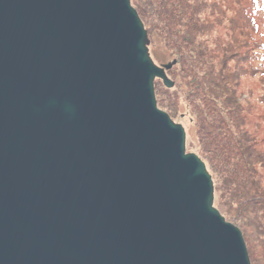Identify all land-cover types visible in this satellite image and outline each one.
<instances>
[{"label":"water","instance_id":"water-1","mask_svg":"<svg viewBox=\"0 0 264 264\" xmlns=\"http://www.w3.org/2000/svg\"><path fill=\"white\" fill-rule=\"evenodd\" d=\"M131 0H0V264H251Z\"/></svg>","mask_w":264,"mask_h":264},{"label":"trees","instance_id":"trees-1","mask_svg":"<svg viewBox=\"0 0 264 264\" xmlns=\"http://www.w3.org/2000/svg\"><path fill=\"white\" fill-rule=\"evenodd\" d=\"M131 3L151 50L176 60L166 70L173 87L154 80L158 106L172 119L186 114V146L212 177L213 205L241 229L251 264H264V140L261 123H250L248 97L255 91L242 90L243 81L256 78L264 110V34L256 35L264 0Z\"/></svg>","mask_w":264,"mask_h":264},{"label":"rangeland","instance_id":"rangeland-1","mask_svg":"<svg viewBox=\"0 0 264 264\" xmlns=\"http://www.w3.org/2000/svg\"><path fill=\"white\" fill-rule=\"evenodd\" d=\"M263 19L264 18H259V22L262 21ZM260 25L262 26V28L260 30L258 28V33L256 34L259 38L263 37V34H264V24H262L260 22ZM253 36H255V34ZM148 49H149L150 56H151V58L153 59V61L155 62L156 65L162 66V65L167 64V63H169L171 61V60H169V56L167 54H165V52H163L162 49H157L155 51H153V49L151 50V43H149V40H148ZM245 89L246 90L253 89L255 91L254 92L255 93V97L253 99L248 97V99H250V106L248 107V111H249V115H250V121H251L250 123L252 124V123H256L257 122L258 125L261 123V127L258 128L259 136L264 140V124L262 123L263 122V117H264V110L262 108L258 107L259 101H258L257 95L260 94V88L258 86L257 79L256 78L255 79L247 78L245 81H243L242 90H245ZM155 97H156V93H155ZM156 101H157V97H156ZM157 106H158V104H157ZM158 108L161 109L159 106H158ZM161 110H163V109H161ZM251 116H252V118H251ZM182 117H183V119H182ZM184 117H186V114H181L178 120L174 119V118L172 119L171 116H170V118L174 122L179 123V124H181L183 126V128L185 129V134H186V126L188 125V119L187 118L185 119ZM180 119H182V120H180ZM187 137L189 138V135H186V141H187ZM192 137H193V134H192ZM186 152L187 153L191 152V153H195L196 154V152H194L193 149H189L188 150L187 146H186ZM235 226H237V225H235Z\"/></svg>","mask_w":264,"mask_h":264}]
</instances>
